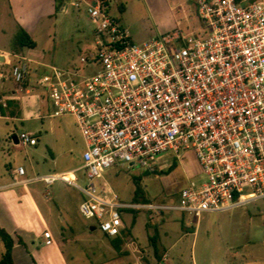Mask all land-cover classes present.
Listing matches in <instances>:
<instances>
[{
    "label": "built area",
    "instance_id": "obj_1",
    "mask_svg": "<svg viewBox=\"0 0 264 264\" xmlns=\"http://www.w3.org/2000/svg\"><path fill=\"white\" fill-rule=\"evenodd\" d=\"M108 3L65 0L61 8L82 5L94 27L96 49L80 59L99 67L93 75L75 78L46 66L39 77L40 63L16 56L11 64L16 84L35 74L51 116L72 117L85 143L79 168L36 180H60L79 190L80 214L110 238L121 235L123 209L200 218L264 199V0H194L201 35L173 32L142 43L109 16ZM17 140L36 144L27 132ZM186 151L195 155L203 178L187 183L177 204L125 203L109 185L96 182L113 166L153 170L159 154L179 158ZM43 234L51 244V233Z\"/></svg>",
    "mask_w": 264,
    "mask_h": 264
},
{
    "label": "rangeland",
    "instance_id": "obj_2",
    "mask_svg": "<svg viewBox=\"0 0 264 264\" xmlns=\"http://www.w3.org/2000/svg\"><path fill=\"white\" fill-rule=\"evenodd\" d=\"M108 4L109 16L128 29L135 43L173 32L182 38L202 34L194 0H109ZM21 29L8 0H0L1 51H13ZM31 39L35 47L23 48L17 56L40 63L30 64L32 69L35 65L39 77L46 66L72 73L75 78L91 76L99 69L80 61L96 49L94 27L82 5L68 4L66 11L55 9L52 17L38 24ZM2 69L11 76L12 65ZM34 75L31 73L33 82L29 80L30 94L19 95L22 120L0 117V178H10L9 165L27 168L29 159L38 162L39 172L82 165L85 143L74 119L51 116V103L45 90L35 84ZM4 89H15L11 79ZM23 131L35 134L36 147L15 146L12 138ZM155 163L157 171L116 165L96 182L100 187L109 185L122 202L164 206L177 204L181 189L203 178L190 151L179 158L159 154ZM77 174L81 177L83 171ZM83 182L81 179L79 184ZM38 187L39 193L49 198L40 196V205L66 264H264V199L228 211L205 213L200 218L164 209H123L126 228L120 236L110 238L94 220L80 214L83 194L79 190L60 180L50 185L41 182ZM138 187L140 193L136 192ZM116 239L121 240L119 251L114 248ZM2 252L0 240V256ZM244 256L248 257L245 263ZM13 259L15 264H33L22 248L14 249Z\"/></svg>",
    "mask_w": 264,
    "mask_h": 264
},
{
    "label": "crops",
    "instance_id": "obj_3",
    "mask_svg": "<svg viewBox=\"0 0 264 264\" xmlns=\"http://www.w3.org/2000/svg\"><path fill=\"white\" fill-rule=\"evenodd\" d=\"M8 2L14 14V18L31 37L32 33H34L37 29L38 24L42 20L52 17L56 9V0H8ZM0 55L3 57V60L0 61V102H2L0 105L5 106L10 100L17 102L19 106L16 112L17 114H15L14 117L7 114L9 115L7 117L19 118L20 114H22L21 109L23 108L20 103L21 98L19 95L21 92L30 94V87L32 86H30V84L26 88L17 86L11 76L6 74L2 69L8 64L11 65L14 63L17 55H12L10 52L1 50ZM10 79L15 85V89L7 91L4 89L5 83H7ZM30 80L32 83L33 80ZM0 117L5 116L0 115ZM27 133H30L36 139V144L32 146L36 147L37 137L34 136L35 134L33 132ZM17 137L18 135L12 138L16 147L20 145ZM32 160L33 159L28 160L29 165L27 168L21 165L18 167L9 165L8 173L10 178H6L5 176L0 178V228L8 233L12 239H14L15 245L13 253L14 249L22 248V250L29 255L32 263L34 260L36 264H66L63 253L58 245H56V241L53 240L51 244H46V238L43 234L45 231H49L51 233L52 239L55 238L45 218L44 211L40 205L41 200H39V198L42 197L45 200H49V198H47L45 194L39 193L38 183H41L42 181L36 179L52 173L69 172L79 168L80 166L62 169L58 172H50L49 170V172H39V168L37 167L38 162L34 163ZM52 161H54V159ZM20 167L23 168V174H18L16 172V170ZM125 228L126 226L124 224L121 233ZM91 229L94 230L95 227H91ZM17 239H22L27 246L24 247L20 245L17 242ZM247 260L248 257L244 256L243 262L245 263Z\"/></svg>",
    "mask_w": 264,
    "mask_h": 264
},
{
    "label": "trees",
    "instance_id": "obj_4",
    "mask_svg": "<svg viewBox=\"0 0 264 264\" xmlns=\"http://www.w3.org/2000/svg\"><path fill=\"white\" fill-rule=\"evenodd\" d=\"M64 2L65 0H56V11L61 10V7L63 6ZM14 44L16 47H14L13 51H11L12 55H19L23 51V48L35 47L34 41L24 31V29H21V36L16 38ZM28 85H29V80L25 81L22 84H17V86H22L23 88H26ZM18 108L19 106L17 102L10 100L6 103L5 106L0 105V115L1 116L10 115L11 117H14V115L17 114L16 112ZM174 166H175V162L172 164L171 167H169V170H172ZM151 171H157V170L153 169ZM136 192L140 193L141 188L138 187L136 189ZM0 240L2 241L4 247V252L0 257V264H15L13 259V248L15 245L14 239H12V237L8 233H6L3 229L0 228ZM120 241H121L120 239H116L114 243V248L118 251L120 250ZM17 242L24 247L27 246L22 239H17ZM156 257L160 260V257H158V255H156ZM33 263L36 264L34 260Z\"/></svg>",
    "mask_w": 264,
    "mask_h": 264
},
{
    "label": "water",
    "instance_id": "obj_5",
    "mask_svg": "<svg viewBox=\"0 0 264 264\" xmlns=\"http://www.w3.org/2000/svg\"><path fill=\"white\" fill-rule=\"evenodd\" d=\"M3 57L0 55V61H2L3 59H2Z\"/></svg>",
    "mask_w": 264,
    "mask_h": 264
}]
</instances>
